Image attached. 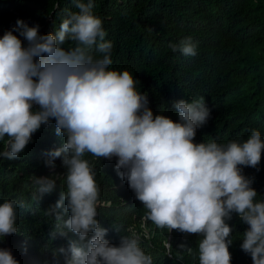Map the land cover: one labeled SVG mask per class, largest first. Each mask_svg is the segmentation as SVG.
<instances>
[{
  "label": "clouds",
  "instance_id": "9594fccd",
  "mask_svg": "<svg viewBox=\"0 0 264 264\" xmlns=\"http://www.w3.org/2000/svg\"><path fill=\"white\" fill-rule=\"evenodd\" d=\"M74 2L54 32L18 18L0 36V159L26 164L0 195V264H264V115L210 122L204 96L132 71L162 52L194 71L229 7L191 0L171 38L133 23L114 46Z\"/></svg>",
  "mask_w": 264,
  "mask_h": 264
},
{
  "label": "trees",
  "instance_id": "16d2710c",
  "mask_svg": "<svg viewBox=\"0 0 264 264\" xmlns=\"http://www.w3.org/2000/svg\"><path fill=\"white\" fill-rule=\"evenodd\" d=\"M219 1L229 7L230 15L222 14L216 43H207L198 51L197 58L203 61L198 68L180 72L162 52L153 66L143 63L132 71L139 82L140 76L157 74L160 96H177L188 102L204 96L205 105L212 110L209 121L225 125L233 118L264 115V0L252 12L248 0ZM192 8L191 0H94V12L104 21L105 39L109 35L114 46L120 32L133 23L143 35L159 23L161 38H171L182 23L179 16ZM76 10L74 0H0V36L12 29L18 18L30 26L40 23L41 33L54 32L67 12ZM24 157L25 152L13 161L0 159L1 196L13 195L25 185L26 179L19 174L26 165ZM95 177L99 185L107 184L99 182L97 174ZM105 197L114 200L117 195Z\"/></svg>",
  "mask_w": 264,
  "mask_h": 264
}]
</instances>
